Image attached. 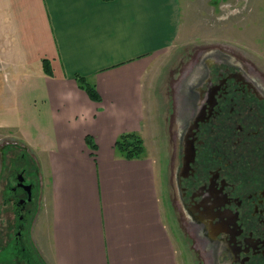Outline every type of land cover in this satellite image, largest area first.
Instances as JSON below:
<instances>
[{
	"label": "crops",
	"instance_id": "crops-1",
	"mask_svg": "<svg viewBox=\"0 0 264 264\" xmlns=\"http://www.w3.org/2000/svg\"><path fill=\"white\" fill-rule=\"evenodd\" d=\"M180 25V0H0V197L23 193L16 174L31 186L23 233L45 264H187L147 139L163 100L150 72ZM126 133L142 156L115 147Z\"/></svg>",
	"mask_w": 264,
	"mask_h": 264
},
{
	"label": "flooded vegetation",
	"instance_id": "flooded-vegetation-1",
	"mask_svg": "<svg viewBox=\"0 0 264 264\" xmlns=\"http://www.w3.org/2000/svg\"><path fill=\"white\" fill-rule=\"evenodd\" d=\"M215 63L195 89L173 190L187 233L190 229L201 252L213 255L211 264H264V126L258 124L264 118V87L234 64ZM250 99L259 108L250 107ZM16 177L14 192L24 188L12 198L16 219L7 257L32 264L23 238L31 186Z\"/></svg>",
	"mask_w": 264,
	"mask_h": 264
},
{
	"label": "rangeland",
	"instance_id": "rangeland-1",
	"mask_svg": "<svg viewBox=\"0 0 264 264\" xmlns=\"http://www.w3.org/2000/svg\"><path fill=\"white\" fill-rule=\"evenodd\" d=\"M180 7L181 25L177 38L150 72V78L153 75L155 79V91L162 93L163 100L156 101L153 135L147 139L153 142L152 146L158 148L161 154L166 153L164 198L170 211L168 218L172 232L186 252L187 264H211L210 257L213 255L208 257L201 252L190 234L191 230L187 233L183 214L179 209L180 203L173 190L174 171L179 161L180 136L193 112V101L197 98L195 89H199L202 77V80L208 77L205 72L212 64H216V60L234 64L236 69H242L256 79L260 88L264 87V0H180ZM247 102L253 107L254 99ZM262 119L258 124L264 126V118ZM228 123L230 124L229 121L225 124ZM1 144L2 141L0 192L8 163V159L3 160ZM12 209L5 205L4 198L0 197V264H28L26 259L7 257L14 242L13 226L16 216ZM33 221L31 220L32 223ZM30 233L31 227L27 235L23 233V238L27 237L24 245L35 264H45L36 252Z\"/></svg>",
	"mask_w": 264,
	"mask_h": 264
},
{
	"label": "trees",
	"instance_id": "trees-1",
	"mask_svg": "<svg viewBox=\"0 0 264 264\" xmlns=\"http://www.w3.org/2000/svg\"><path fill=\"white\" fill-rule=\"evenodd\" d=\"M45 70H49L48 66L46 65L47 62L44 61ZM75 79L82 89L88 94V96L93 100H99V96L95 87L90 84L84 76L76 75ZM142 139L138 135L134 133H126L120 135L116 142L115 147L123 153V155L127 158H135L140 157L143 155V144Z\"/></svg>",
	"mask_w": 264,
	"mask_h": 264
},
{
	"label": "water",
	"instance_id": "water-1",
	"mask_svg": "<svg viewBox=\"0 0 264 264\" xmlns=\"http://www.w3.org/2000/svg\"><path fill=\"white\" fill-rule=\"evenodd\" d=\"M29 189V186H26Z\"/></svg>",
	"mask_w": 264,
	"mask_h": 264
}]
</instances>
